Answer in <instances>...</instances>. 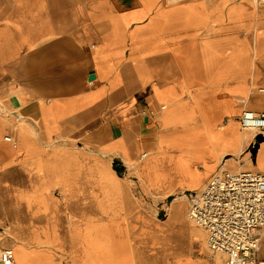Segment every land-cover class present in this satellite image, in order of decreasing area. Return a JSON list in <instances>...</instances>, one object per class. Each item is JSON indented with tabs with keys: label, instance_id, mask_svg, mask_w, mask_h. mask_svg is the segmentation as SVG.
<instances>
[{
	"label": "crops",
	"instance_id": "1",
	"mask_svg": "<svg viewBox=\"0 0 264 264\" xmlns=\"http://www.w3.org/2000/svg\"><path fill=\"white\" fill-rule=\"evenodd\" d=\"M245 109L264 111V3L0 0L2 245L18 264H138L168 237L188 249L171 264L211 260L188 196ZM256 142L227 156L258 162Z\"/></svg>",
	"mask_w": 264,
	"mask_h": 264
},
{
	"label": "built area",
	"instance_id": "2",
	"mask_svg": "<svg viewBox=\"0 0 264 264\" xmlns=\"http://www.w3.org/2000/svg\"><path fill=\"white\" fill-rule=\"evenodd\" d=\"M240 122L255 138L264 134V111L245 109ZM237 161L236 170L221 161L202 187L191 190L188 213L204 229L213 253L226 255L225 264H264L259 254L264 235V171L247 167L242 156ZM0 264H18L13 247L2 245L1 239Z\"/></svg>",
	"mask_w": 264,
	"mask_h": 264
},
{
	"label": "bare ground",
	"instance_id": "3",
	"mask_svg": "<svg viewBox=\"0 0 264 264\" xmlns=\"http://www.w3.org/2000/svg\"><path fill=\"white\" fill-rule=\"evenodd\" d=\"M170 117H171V113L167 112L166 114H164V116L160 118L163 131L171 130V129L173 130L174 125L170 124V121H171ZM206 130L209 131V129H206ZM190 131H187L186 133H190ZM250 137H251V134L246 129H243V130L240 129L239 135L237 137L231 140H227V141L219 140L218 138L212 137L209 145L216 153V155L214 154V162L211 166L212 171L218 166L222 158L225 159L224 167H228L231 170L238 169L239 164L237 161V156L235 155L227 156V155L230 153L239 154L240 151L247 144ZM262 142H264V140H262ZM163 143L171 145L172 147H175L178 149H186L189 145L193 144L192 142L187 140V134L183 136V135H179L176 133H173L168 138L166 137L163 138ZM257 159H258V162H254L252 161L251 157H248L247 158L248 164L253 165L254 168L259 167V166L264 167V144H262V147L259 150ZM196 241L197 243L201 242V244L208 251H210V253L213 254V250L210 249L209 245L207 244L205 233L202 229H199L198 238L196 239ZM162 243H163L164 249H146V254L139 258L138 264H171L173 261H175L177 257H180L188 253V249H176V244L174 243L173 238L164 237L162 239ZM168 247H171V249H167ZM260 249H262V246L260 247ZM198 250H202L204 254H206L205 249H198ZM259 253H260V250H259ZM195 255H196L195 264H221L219 260L214 262L212 260L199 258L198 253H195Z\"/></svg>",
	"mask_w": 264,
	"mask_h": 264
},
{
	"label": "rangeland",
	"instance_id": "4",
	"mask_svg": "<svg viewBox=\"0 0 264 264\" xmlns=\"http://www.w3.org/2000/svg\"><path fill=\"white\" fill-rule=\"evenodd\" d=\"M247 131L250 132L251 135H253V132H251V131H249V130H247ZM256 140H257V139H256ZM249 149H250V147H249ZM246 166H247V167H253V165H251V164H247V163H246ZM208 178H209V177H208ZM206 181H207V180H206ZM203 185H204V184H203ZM203 185H202V186H203ZM202 186H201V187H202ZM205 238H206V235H205ZM205 251H206V254L211 258L212 261L216 262V261L219 260L221 264H225V261H226V255H224L223 253H219V252H218V253H215V254L213 253V254H212V253H210V251H208L207 249H205Z\"/></svg>",
	"mask_w": 264,
	"mask_h": 264
},
{
	"label": "water",
	"instance_id": "5",
	"mask_svg": "<svg viewBox=\"0 0 264 264\" xmlns=\"http://www.w3.org/2000/svg\"><path fill=\"white\" fill-rule=\"evenodd\" d=\"M257 142L252 146V152H256L259 146L260 141L264 140V134L260 133L257 135Z\"/></svg>",
	"mask_w": 264,
	"mask_h": 264
}]
</instances>
